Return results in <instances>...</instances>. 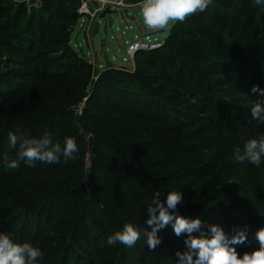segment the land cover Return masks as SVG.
<instances>
[{"label":"trees","instance_id":"1","mask_svg":"<svg viewBox=\"0 0 264 264\" xmlns=\"http://www.w3.org/2000/svg\"><path fill=\"white\" fill-rule=\"evenodd\" d=\"M80 7V0H42L41 8L28 13L24 4L0 0V178L12 193L11 199H0L9 218H0L3 233L20 244L31 239L35 247L52 231L51 255L58 264H168L167 252L180 248L187 234L179 241L169 224L159 233L160 239L168 237L163 252L150 251L143 232L150 229L146 205L153 193L165 201L173 190L183 194L179 214L199 218L205 231L215 224L231 237L251 218L264 228V196L251 199L243 191L252 187L253 177L233 175L229 197L219 201L220 194L208 192L202 204L195 188L202 181L207 185L209 172L202 166L179 170L175 144L167 142L170 135L195 133L202 124L242 149L248 139H258L241 121L248 123V101L260 94L252 87L264 86V8L253 0H213L205 12L176 22L160 47L139 50L134 73L103 72L100 82L120 103L113 113L130 117L107 136L98 130L99 113L92 107L97 93L83 114L75 113L93 76L92 65L71 44ZM214 77L218 85L207 80ZM154 80L172 91L150 90L146 83ZM212 91L222 98L215 99ZM170 98L180 104L172 105ZM9 132L51 136L62 146L65 138H74L79 151L73 160L51 165L36 160L29 166L7 148ZM89 135L95 146L87 167ZM179 144L185 150L198 147L186 139ZM5 153L17 160V168L6 167ZM256 174L264 182L263 167ZM126 223L141 232L133 247L117 242L95 248L101 235L110 237ZM101 226V234L93 236ZM258 246L249 234L244 244L234 245L240 255Z\"/></svg>","mask_w":264,"mask_h":264},{"label":"clouds","instance_id":"2","mask_svg":"<svg viewBox=\"0 0 264 264\" xmlns=\"http://www.w3.org/2000/svg\"><path fill=\"white\" fill-rule=\"evenodd\" d=\"M213 0H139V8L144 26L152 31H166L170 24L184 22L187 18L205 12ZM256 6L264 8V0H253ZM252 92H260L264 97V89L252 87ZM252 120L264 124V98L254 102L251 107ZM7 148L15 150L19 160L27 161L33 166V161L39 160L45 164L73 160L79 151L74 138H65L63 146L54 142L51 136L41 138L29 137L25 134L9 132ZM264 157V137L249 139L243 150L237 149L234 159L237 162L247 161L255 167L261 165ZM6 167L15 169L17 160H9L5 153ZM160 193L154 192L151 201L147 203V225L143 235L145 244L150 251L160 244L159 233L171 224L174 234L179 237L187 234L184 241L186 251H177V264H264V228L256 232L259 248L244 252L241 256L234 245L244 244L247 240L246 228H241L231 237L227 236L219 225H209L203 229L199 218L189 219L179 214L178 205L183 202V194L173 190L167 194L166 200H160ZM199 233V235H193ZM141 237V232L130 223L123 225L122 230L115 232L107 240L108 244L120 243L133 247ZM43 253L29 243H16L4 233H0V264H38Z\"/></svg>","mask_w":264,"mask_h":264},{"label":"rangeland","instance_id":"3","mask_svg":"<svg viewBox=\"0 0 264 264\" xmlns=\"http://www.w3.org/2000/svg\"><path fill=\"white\" fill-rule=\"evenodd\" d=\"M128 16H133L134 19H130V18L126 19V17L122 14L113 15L114 24L111 28H109L107 42L104 47L101 46L100 35H97L94 38L89 37V46H88L83 36V32H84L83 28H81L79 25L75 26L73 33L71 35L72 36L71 44L74 47V49L77 50L81 56L85 57L88 62L90 60L93 61V63H91L93 67V76H92L91 84L89 86V91L87 93V96L83 99V101L75 108V113L77 115L83 114L86 107H88L90 103V97H93L94 94L97 93L96 96L98 95V97L97 98L96 96L94 97L93 99L94 103L92 107L93 110H96L99 113V117H97L99 118L98 130L99 131L102 130L104 134H106L107 136L112 134V132L120 122L127 120L130 117L129 115L127 116L121 115V113L120 115L117 116V112L113 113L115 109L120 108V103L117 97L113 95L110 86L106 85L103 82H100L99 80L100 75L103 72L109 70L110 68H115L124 73L125 72L131 74L134 73L135 61L131 60L129 55L126 53V49H127L126 46H128L133 40H140L141 38L145 42L154 41V42L164 43V40L169 35L171 27L175 24V23L170 24V26L166 31H152L144 26L140 9L137 10L131 9L129 11ZM82 19L85 20L84 17ZM158 47L160 46L157 45L155 48ZM207 80L211 81L210 84H215V85H218L220 82V80L215 77ZM146 84L150 85V90H152V88H155L156 91L159 93L161 91L165 93H167L168 91H172V89H163L162 87L160 88L159 83L156 80ZM96 87H98V92H96ZM259 89H264V86L259 87ZM211 96H215L216 97L215 99L218 100L219 96L221 97L222 95L213 92L211 93ZM257 99L258 100L262 99L261 94L258 95ZM224 100H227V97H224ZM255 101L253 100L248 101L249 106L251 105L252 107ZM169 102L172 105L173 102L175 103V105L180 104L178 100L175 99L173 100L171 98L169 99ZM245 103L246 102L244 99L241 103V106L245 105ZM222 109L227 110L225 106L222 107ZM188 112L190 113L191 111L189 110ZM247 113H248L247 116L248 119L246 122L248 123L242 121L241 123H243V125L246 124L247 128L249 127L248 128L249 130L254 129L258 135V139L260 137H264V124H260L259 122L256 121L255 123H253V120L251 118V109H249ZM184 139L191 141L193 144L198 145V147H194V149L191 150H185V146H180L179 144V142H182ZM167 142L170 143L171 145L175 144V150L173 152V156L177 164L176 167L179 168V170L185 172L187 170H191L192 168L202 166L201 168L204 167L205 174L209 172L208 173L209 175L207 176L208 182H205L207 183V185H205L204 181H202V183H200L195 188L197 197L199 198L202 204L203 203L205 204L204 196L207 195L208 192L216 191L217 194H220L219 201H224L227 197H229V194L227 193L228 192L227 184L229 182H234L231 181L233 179V175H238L239 177L251 176L255 179V180L253 179L250 180V182L252 183V187L247 186L243 190V191H249V192H245V194L247 195L250 194V196L247 198L251 197V199L253 198L259 199L256 194L264 196V182L263 180L258 182L257 174H256V172L260 170V167H263L264 169V157H262L261 165L259 167H255L250 163H248L247 161H245L244 163L237 162L234 159V153L237 149H240L241 151L243 149L241 147H238L237 143H235L236 141L233 143L230 138L226 136L222 137L218 133L213 132L211 130V127L207 126V124L200 125V129H195V133L182 134L181 137L170 135ZM203 144L204 146H202ZM94 146H95V137H94ZM212 187L213 189L209 191ZM11 194L12 193L9 194V184L4 180H2V178H0V199L3 200L8 198L11 199ZM247 198L239 197V199H245V200ZM229 200H232V197H230ZM215 204L216 203L207 205L208 210L212 211ZM3 211L4 210L0 209V218L7 217V215L3 213ZM250 220L253 219L252 218L249 219L248 223H245V225H239V227L241 226L240 228H246L247 234H249L252 238L257 240L255 234L261 228L254 225V222L253 221L250 222ZM6 221H9V218L8 219L6 218ZM103 229L104 227L101 226L99 227V230H94L93 236H97L98 234H101ZM3 232L5 231H3V229L0 226V233ZM193 235H196V233H193ZM53 236L55 235H53L51 231L50 235L44 242L35 246L39 248L43 253V257L38 261V264L59 263L60 259L59 258L56 259L54 256L51 255V252H54L53 250H55L54 248L56 246V244L53 241ZM108 238H109V234L101 235L98 238L99 244L96 243L95 248L99 249L103 245L105 246ZM167 238H168L167 235H164L161 239V244L156 249H161V251H163L165 244L168 243L166 241ZM179 241L182 242V239L180 237H179ZM28 243L32 245L31 239L30 242ZM258 248L259 246L256 249ZM177 251H181V252L186 251V247L184 243L182 246H180V248L172 249L169 252L165 251L167 252V256L169 258L168 261L170 263H177V257L175 255ZM72 263H75V261ZM158 263L159 262H155L154 264H158Z\"/></svg>","mask_w":264,"mask_h":264},{"label":"built area","instance_id":"4","mask_svg":"<svg viewBox=\"0 0 264 264\" xmlns=\"http://www.w3.org/2000/svg\"><path fill=\"white\" fill-rule=\"evenodd\" d=\"M18 4H24L28 13H31L32 10L42 7V0H12ZM81 7L79 9V19L77 25L83 28V31H87L90 35V29L93 26L95 20L98 18L99 14L103 12L107 7H111L118 11L119 14H122L129 19V16L126 13H129L131 9L137 10L139 8V2L132 3L127 0H80ZM120 16V15H119ZM85 18L83 20L82 18ZM162 43L159 42H145L142 40H133L128 46H126V53L129 55L131 60H134L135 54L141 49H153L157 45L161 46ZM93 63V61H89Z\"/></svg>","mask_w":264,"mask_h":264},{"label":"water","instance_id":"5","mask_svg":"<svg viewBox=\"0 0 264 264\" xmlns=\"http://www.w3.org/2000/svg\"><path fill=\"white\" fill-rule=\"evenodd\" d=\"M127 15L129 14L126 10ZM114 14H119L117 10L107 7L103 12H101L98 18L95 20L93 26L90 29V35L87 31L83 32V36L87 45L89 46V37L101 36V46L104 47L107 42L109 28L114 24ZM130 19H134L133 16H129ZM88 152H87V167L91 166L92 156H93V146H94V135L88 136Z\"/></svg>","mask_w":264,"mask_h":264}]
</instances>
